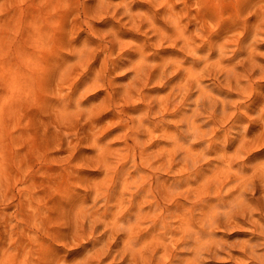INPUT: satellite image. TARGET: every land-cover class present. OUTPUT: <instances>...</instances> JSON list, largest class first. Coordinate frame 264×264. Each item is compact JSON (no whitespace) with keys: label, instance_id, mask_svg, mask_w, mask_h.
<instances>
[{"label":"rangeland","instance_id":"rangeland-1","mask_svg":"<svg viewBox=\"0 0 264 264\" xmlns=\"http://www.w3.org/2000/svg\"><path fill=\"white\" fill-rule=\"evenodd\" d=\"M263 20L264 0H0V264H168L186 225L252 181L250 221L200 240L223 248L201 264H249Z\"/></svg>","mask_w":264,"mask_h":264},{"label":"bare ground","instance_id":"bare-ground-1","mask_svg":"<svg viewBox=\"0 0 264 264\" xmlns=\"http://www.w3.org/2000/svg\"><path fill=\"white\" fill-rule=\"evenodd\" d=\"M119 10V9H118ZM164 12V11H163ZM130 16V15H129ZM135 19V18H134ZM156 20V19H155ZM258 21V20H257ZM264 21V20H263ZM128 22V21H127ZM258 22H260V21H258ZM147 23V22H146ZM145 24V23H144ZM232 28V27H231ZM254 28V27H253ZM230 30V29H229ZM118 32V31H117ZM113 36V35H112ZM119 37V36H118ZM123 37V36H122ZM167 37H169V36H167ZM200 37V36H199ZM163 39V38H162ZM164 40V39H163ZM125 43V42H124ZM117 44V43H116ZM162 44V43H161ZM126 45V44H125ZM85 46H86V44H85ZM227 46V45H226ZM112 47V46H111ZM117 47V46H116ZM119 47V46H118ZM197 47H199V46H197ZM106 49V48H105ZM113 51H114V49H113ZM211 51V50H210ZM82 52H83V50H82ZM85 52V51H84ZM88 53V52H87ZM192 53V52H191ZM194 53V52H193ZM193 55V54H192ZM195 55V54H194ZM231 55V54H230ZM196 56V55H195ZM98 57V56H97ZM83 58V57H82ZM92 58H93V56H92ZM113 58V57H112ZM68 59V58H67ZM144 61V60H143ZM143 61L141 60V61H139L138 62V64H137V68H135L136 69V74H138V78H139V80H138V82H140V79L142 80V83L143 82H145L146 81V83H148L149 81H151L150 79H152V76H151V73H148L146 70H147V68L145 67L146 65H143ZM83 63V62H82ZM81 63V64H82ZM148 63V62H147ZM77 64V63H76ZM80 64V65H81ZM120 64V63H119ZM159 64V63H158ZM110 65V64H109ZM179 65V64H178ZM82 66V65H81ZM122 66V65H121ZM109 67V66H108ZM133 67V66H132ZM135 67V66H134ZM84 68H85V66H84ZM204 68V67H203ZM263 68V67H262ZM133 70H134V68H132ZM235 69V68H234ZM30 70V69H29ZM34 70H36V69H34ZM91 70V69H90ZM110 70H111V67H110ZM230 70V69H229ZM61 71V70H60ZM101 71V70H100ZM135 71V70H134ZM63 72V71H62ZM150 72V71H149ZM64 73V72H63ZM63 73H61V74H63ZM133 73V72H132ZM146 73H147V76H146ZM70 74V73H69ZM98 74V73H97ZM71 75H73V74H71ZM134 75H135V73H134ZM150 75V76H149ZM136 76H135V78H136ZM163 76V75H162ZM63 77V76H62ZM78 77V76H77ZM158 79V78H157ZM163 79V78H162ZM171 79V78H170ZM137 80V79H136ZM233 80V79H232ZM65 81V80H64ZM83 81V80H82ZM62 82V81H61ZM85 83H86V81H84ZM157 82V81H156ZM73 83V82H72ZM79 83V82H78ZM81 83V82H80ZM97 83V82H96ZM91 85V84H90ZM99 85V84H98ZM139 85V84H138ZM203 85V84H202ZM92 86V85H91ZM97 86V85H96ZM145 86V85H144ZM199 86V85H198ZM233 86V85H232ZM75 87V86H74ZM98 87V86H97ZM121 87V86H120ZM120 87H118V88H120ZM79 88V87H78ZM86 88V87H85ZM197 88V87H196ZM195 88V89H196ZM200 88V87H199ZM223 88V87H222ZM221 88V89H222ZM130 89V88H129ZM234 89H235V87H234ZM126 90V89H125ZM135 90V89H134ZM201 90V89H200ZM76 91H77V89H76ZM75 91V92H76ZM119 91V90H118ZM199 91V90H198ZM78 92V91H77ZM116 92H117V90H116ZM126 92V91H125ZM129 92V91H128ZM127 92V93H128ZM132 92H134V91H132ZM82 93H83V91H82ZM135 93V92H134ZM125 94V93H124ZM129 94V93H128ZM131 94V93H130ZM207 94V93H206ZM81 95V94H80ZM92 95V94H91ZM117 95V94H116ZM197 95H199V94H197ZM133 96V95H132ZM93 97V96H92ZM131 98V97H130ZM197 98H199V97H197ZM117 100V99H116ZM129 100V99H128ZM96 101V100H95ZM127 101V100H126ZM193 101H194V99H193ZM236 101V100H235ZM223 103V102H222ZM92 104H93V102H92ZM153 108V107H152ZM153 110V109H152ZM177 110V109H176ZM178 110H180V109H178ZM195 110V109H194ZM158 111V110H157ZM156 112V111H155ZM196 112V111H195ZM190 115V114H189ZM196 115L197 114H193V116L191 117V119L189 120V130L190 131H192V133L193 134H195L196 132H198L197 131V129H198V124H197V117H196ZM164 118V117H163ZM184 118V117H183ZM169 120H170V118H169ZM200 120V119H199ZM92 121V120H91ZM141 121H142V119H141ZM187 121H188V119H187ZM186 121V122H187ZM136 122V121H135ZM161 122V121H160ZM167 122V121H166ZM185 122V121H184ZM121 124V123H120ZM97 125V124H96ZM183 125H185V124H183ZM125 126V125H124ZM232 126V125H231ZM95 127V126H94ZM166 131V130H165ZM181 131V130H180ZM175 132V131H174ZM184 133V132H183ZM124 134V133H123ZM198 134V133H197ZM98 135V134H97ZM180 135H181V133H180ZM196 135V134H195ZM78 137V136H77ZM175 137V136H174ZM96 138V137H95ZM245 138V137H244ZM177 139V138H176ZM175 139V140H176ZM240 141V140H239ZM201 142V141H200ZM244 143H246L245 141H243ZM181 143V142H180ZM99 145V144H98ZM227 145V144H226ZM247 145V144H246ZM106 147V146H105ZM213 146H211V148H212ZM240 148V147H239ZM101 149V148H100ZM189 149H190V147H189ZM192 150V149H191ZM214 150V149H213ZM223 151H226V150H223ZM239 152V151H238ZM176 154V153H175ZM197 154V153H196ZM240 154V153H239ZM199 157V156H198ZM259 164V163H258ZM260 169V168H259ZM242 170H243V168H242ZM238 172H240L239 170L238 171H236V173H238ZM224 175V174H223ZM222 175V176H223ZM232 176V175H231ZM262 176V175H261ZM233 177V176H232ZM236 177V179H237V176H235ZM240 177V176H239ZM222 178V177H221ZM235 179V180H236ZM231 180H233V179H231ZM231 180H229V181H231ZM238 182L240 181L239 179L237 180ZM214 184V183H213ZM224 184V183H223ZM226 185V184H225ZM259 185V184H258ZM264 185V184H263ZM256 186V185H255ZM172 187V186H171ZM170 187V188H171ZM217 187H219V186H217ZM238 187L240 188V190H239V193L237 194V196H235L234 198H232L230 201H229V208L228 209H225V210H223V211H221V210H219V208H218V206L217 205H213V206H211L206 212H205V214H204V217H203V219H204V223H203V227L202 228H200L199 226H197L195 223H191V224H188V225H186V232H187V235H188V240L187 239H185L184 240V242H182V244L184 245V248H185V250H183V251H179V253H176L175 255L173 254L172 255V259H170L169 260V263L168 264H175V262L178 260V261H181V260H183V258H182V254H183V252L184 251H187V249H186V247L188 246V244L190 243V242H193V247H192V249H193V254H192V256L191 257H189V258H186V260H184V263L183 264H201L202 262H203V260H204V258L205 257H207V256H215L219 251H221L223 248L221 247V246H208V247H206L205 249H203V246H202V244L204 243V242H201L200 240H201V236L203 235V233L202 232H207L206 234H208L209 235V233H210V235L209 236H211V234H213V233H215V228H217V227H220V226H225V227H228V226H231L232 225V223L234 222L233 220H235V218L237 219L238 218V220L240 219L243 223L245 222V221H250V217H252V215L254 214V209H260V204H256V205H258L256 208L255 207H252V208H250V205H254V204H250V203H253V202H255V200H254V187H253V183H252V181H246V182H239V183H237V189H238ZM257 188V187H256ZM264 188V187H263ZM98 189V188H97ZM208 189V188H207ZM212 189V188H211ZM262 189V188H261ZM248 190H251L252 192H253V196H252V194H250L251 195V198H248V197H246V193H247V195L249 194L248 192H246V191H248ZM264 190V189H263ZM172 191H174V190H172ZM185 192V191H184ZM226 192V191H225ZM255 192H256V190H255ZM262 192H264V191H262ZM170 193V192H169ZM224 193V192H223ZM173 194V193H172ZM216 195V194H215ZM226 196V195H225ZM216 197H217V195H216ZM220 197H222L221 195H220ZM250 197V196H249ZM190 199V198H189ZM202 199H204V198H202ZM223 199V198H222ZM221 198H220V200H222ZM256 199V198H255ZM262 201H263V199H262ZM222 202V201H221ZM182 204V203H181ZM220 204V203H219ZM148 205V204H147ZM157 205V204H156ZM153 206V205H152ZM236 206H238L239 208H237ZM209 207V206H208ZM264 207V206H263ZM136 208V207H135ZM146 208V207H145ZM205 208V207H204ZM130 209V208H129ZM141 210V209H140ZM205 210V209H204ZM247 211H250V216L247 214ZM86 213V212H85ZM125 213V212H124ZM143 213V212H142ZM149 214V213H148ZM98 215V214H97ZM154 215V214H153ZM248 215V216H247ZM126 217V216H125ZM194 217V216H193ZM235 217V218H234ZM127 218V221H128V217H126ZM126 218H124V219H126ZM149 218H150V216H149ZM254 218V217H253ZM185 219V218H184ZM233 219V220H232ZM256 219V221H257V218H255ZM238 220H236V221H238ZM158 221V220H157ZM233 221V222H232ZM10 222V221H9ZM86 222V221H85ZM159 222V221H158ZM242 222H240V223H242ZM256 223V222H255ZM135 224V223H134ZM163 224V223H162ZM186 224V223H185ZM239 224V223H238ZM251 224V223H250ZM128 225V224H127ZM234 225V224H233ZM255 225H257V224H255ZM260 225V227H257L256 226V228L258 229V228H260V232H259V234L258 235H256L255 237H253V239H251V240H253L252 242L250 241L249 243H250V247H249V245H248V247L250 248V250H249V248H248V250H247V248H245V250H244V252L246 253L245 255H248L247 253L249 252V254H250V257H252L253 259L252 260H250L251 262V264H264V252L263 253H261L260 251V253L257 251V246L259 245V244H263L264 245V219L261 221V223L259 224ZM258 225V226H259ZM134 226V225H133ZM93 228V227H92ZM97 228V227H96ZM130 229V228H129ZM228 229H230V228H228ZM92 230V229H91ZM94 231V230H93ZM118 231V230H117ZM126 231H128V230H126ZM148 231V230H147ZM146 231V232H147ZM171 231V230H170ZM177 231V230H176ZM94 232H96V231H94ZM182 233V232H181ZM130 234H131V232H130ZM173 234V233H172ZM185 234V233H184ZM175 235V234H174ZM181 235V234H180ZM206 236V235H205ZM214 236V235H213ZM184 238H186V236L184 237ZM202 238H203V236H202ZM205 238V237H204ZM212 238H214V237H212ZM100 239V238H99ZM207 239V238H206ZM218 239V238H217ZM209 240V239H208ZM215 240V239H214ZM111 242V241H110ZM174 242V241H173ZM218 242V241H217ZM248 242V241H247ZM109 243V242H108ZM246 243V242H245ZM244 243V245H247V244H245ZM248 243V244H249ZM180 244V243H179ZM191 244V243H190ZM225 244V243H224ZM226 245V244H225ZM190 246V245H189ZM206 246V245H205ZM231 246V245H230ZM173 248H175V247H173ZM261 248V247H260ZM190 249V248H189ZM221 249V250H220ZM174 250V249H173ZM225 250V249H224ZM173 253H175V252H173ZM208 254V255H207ZM7 255V254H6ZM244 255V254H243ZM252 255V256H251ZM170 256V255H169ZM150 258V257H149ZM246 258H248V257H246ZM8 261V260H7ZM96 261H98L97 260V258H96ZM164 261H166L165 259H164ZM168 261V260H167ZM91 263V262H90ZM92 263H95V262H93L92 261ZM91 263V264H92ZM97 263V262H96ZM177 263V262H176ZM249 263V264H250ZM78 264V263H77Z\"/></svg>","mask_w":264,"mask_h":264}]
</instances>
